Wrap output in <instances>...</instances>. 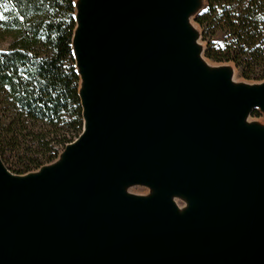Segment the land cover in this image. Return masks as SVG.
I'll list each match as a JSON object with an SVG mask.
<instances>
[{"label":"water","instance_id":"95a60500","mask_svg":"<svg viewBox=\"0 0 264 264\" xmlns=\"http://www.w3.org/2000/svg\"><path fill=\"white\" fill-rule=\"evenodd\" d=\"M190 1L80 9L90 125L59 168L13 185L1 167L0 264H264V137L237 130L264 91L201 83L173 38ZM122 181L183 192L207 211L131 199Z\"/></svg>","mask_w":264,"mask_h":264},{"label":"trees","instance_id":"16d2710c","mask_svg":"<svg viewBox=\"0 0 264 264\" xmlns=\"http://www.w3.org/2000/svg\"><path fill=\"white\" fill-rule=\"evenodd\" d=\"M205 56L264 78V0H207L195 17ZM73 0H0V158L16 173L53 160L81 133Z\"/></svg>","mask_w":264,"mask_h":264},{"label":"rangeland","instance_id":"374dc122","mask_svg":"<svg viewBox=\"0 0 264 264\" xmlns=\"http://www.w3.org/2000/svg\"><path fill=\"white\" fill-rule=\"evenodd\" d=\"M207 5V0H203V5L194 13L191 17V23H193L196 27L197 35L195 38V42L197 44L198 49L197 54L202 57L201 59L206 62L207 65L204 66V79L205 81H201V83L206 86V87H211L214 86L218 83H223L225 84L228 89L230 86H228V77L230 75H233L236 80H240L242 82L250 83V84H258V87L254 89V91H264V78L263 79H254V80H247L243 77L241 70H238L235 65L231 62H218L210 59L209 57L205 56V50L207 47V42L202 39V29L199 27V25L195 21V17L206 9ZM77 12V7L74 4V13ZM79 17V12L77 13ZM78 27L74 28V34L72 38V47H73V57L75 61V69L77 72V75H79V82H78V89L81 85V81L84 79V82L87 84L89 82V79L83 75L82 73V65L80 61L78 60V46L76 45L77 43V38H78ZM210 66V67H209ZM86 88V87H85ZM85 92V89H83ZM253 91V92H254ZM80 95V93H79ZM81 102L85 101V96L84 93L83 95H80ZM247 115H249L250 121L252 123H257V124H264V105H255V107L247 110ZM237 130L239 133H245L249 132L248 130L242 129L239 127V124L237 125ZM253 136H256L254 133H251ZM263 136V135H260ZM79 138L76 137V139L65 145L63 148H59V153L56 158H54L51 161H48L44 164H42L40 167H34L32 170L25 172V173H16V169L18 168L17 165V158H15L12 154H7L5 156V160L0 158V170L2 169L1 167L5 168V170L10 174L15 177H24L32 173H39V172H46L49 169H56L61 167V165L66 161L67 155L69 153V149L71 148V144L76 142V140ZM20 184V183H19ZM118 192L126 197H129L134 200H142V201H148V200H153L154 198H163L166 201H169L173 205L177 207L179 210L180 214H186L191 211H207V208L198 200L194 199L193 197L181 193L172 189H166V188H159L156 187L155 185L147 182V181H137V182H131V181H122L118 185Z\"/></svg>","mask_w":264,"mask_h":264},{"label":"bare ground","instance_id":"6f19581e","mask_svg":"<svg viewBox=\"0 0 264 264\" xmlns=\"http://www.w3.org/2000/svg\"><path fill=\"white\" fill-rule=\"evenodd\" d=\"M74 4L77 7V12L74 13L75 19H76V26H79V18L77 13H80V9H85L86 5L89 3V0H73ZM203 5V0H191L188 7L183 11L181 16L179 17L176 28L174 30V36L176 42H180V50H181V57H183L192 69H195L198 71L201 75V77L204 79V66L207 65L204 60H202L199 54H197V44L195 42V38L197 35L196 27L193 23H191V17L196 11ZM82 65V64H81ZM210 67V66H209ZM83 68V66H82ZM228 86L232 88L233 91L239 92V91H252L258 87V84H250L242 81H238L235 79L233 75H230L227 79ZM86 83L84 82V79L81 81V85L79 87V93L80 95H83L84 88ZM84 120V130L83 133L88 129L90 123L89 120H87L86 116L83 118ZM239 127L242 129L248 130L251 133H254L255 135H263L264 137V124H257L252 123L249 119V115H247V111H243L241 113V117L239 120ZM79 139L76 140L71 145H76ZM39 173H32L24 177H15L13 175H7L8 182L11 184H16L17 181H20L22 179L31 178L33 176L39 175ZM172 207L176 210L177 213H180L179 210L175 205H172Z\"/></svg>","mask_w":264,"mask_h":264}]
</instances>
